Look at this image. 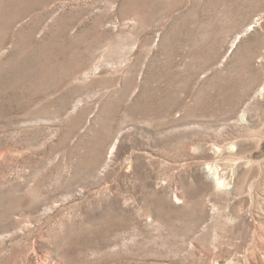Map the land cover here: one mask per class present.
Returning a JSON list of instances; mask_svg holds the SVG:
<instances>
[{
	"label": "rangeland",
	"instance_id": "obj_1",
	"mask_svg": "<svg viewBox=\"0 0 264 264\" xmlns=\"http://www.w3.org/2000/svg\"><path fill=\"white\" fill-rule=\"evenodd\" d=\"M0 264H264V0H0Z\"/></svg>",
	"mask_w": 264,
	"mask_h": 264
},
{
	"label": "bare ground",
	"instance_id": "obj_2",
	"mask_svg": "<svg viewBox=\"0 0 264 264\" xmlns=\"http://www.w3.org/2000/svg\"><path fill=\"white\" fill-rule=\"evenodd\" d=\"M213 173H214V172H213ZM215 173H216V172H215ZM215 173H214V174H215ZM216 175H217V173H216ZM216 175H215V176H216ZM212 176H213V175H212ZM216 177H217V176H216ZM216 177H215V178H216ZM219 183L223 185L224 181L219 180Z\"/></svg>",
	"mask_w": 264,
	"mask_h": 264
}]
</instances>
